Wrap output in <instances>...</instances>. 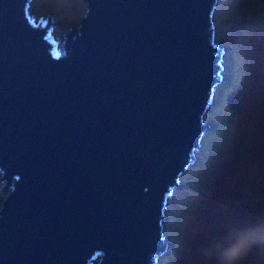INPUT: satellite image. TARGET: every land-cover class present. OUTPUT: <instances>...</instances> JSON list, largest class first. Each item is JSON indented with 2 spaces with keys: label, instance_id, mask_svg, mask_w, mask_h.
Masks as SVG:
<instances>
[{
  "label": "water",
  "instance_id": "1",
  "mask_svg": "<svg viewBox=\"0 0 264 264\" xmlns=\"http://www.w3.org/2000/svg\"><path fill=\"white\" fill-rule=\"evenodd\" d=\"M56 36L0 0V264H161L226 50L219 0H83Z\"/></svg>",
  "mask_w": 264,
  "mask_h": 264
},
{
  "label": "rangeland",
  "instance_id": "2",
  "mask_svg": "<svg viewBox=\"0 0 264 264\" xmlns=\"http://www.w3.org/2000/svg\"><path fill=\"white\" fill-rule=\"evenodd\" d=\"M83 0H33L31 13L53 16L56 36L86 16ZM216 41L226 50L219 106L205 117L212 132L200 164L169 201L165 234L172 246L161 264H218L216 249L264 224V0H219ZM5 199L0 185V208ZM239 264H264V245Z\"/></svg>",
  "mask_w": 264,
  "mask_h": 264
},
{
  "label": "clouds",
  "instance_id": "3",
  "mask_svg": "<svg viewBox=\"0 0 264 264\" xmlns=\"http://www.w3.org/2000/svg\"><path fill=\"white\" fill-rule=\"evenodd\" d=\"M256 245H264V224L243 231L235 242L226 247H217L218 264H239L241 258Z\"/></svg>",
  "mask_w": 264,
  "mask_h": 264
}]
</instances>
